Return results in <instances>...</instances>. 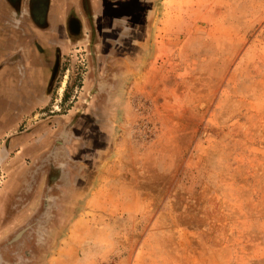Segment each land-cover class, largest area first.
<instances>
[{
	"label": "rangeland",
	"instance_id": "rangeland-1",
	"mask_svg": "<svg viewBox=\"0 0 264 264\" xmlns=\"http://www.w3.org/2000/svg\"><path fill=\"white\" fill-rule=\"evenodd\" d=\"M48 1L86 29L0 126V264H264V0Z\"/></svg>",
	"mask_w": 264,
	"mask_h": 264
},
{
	"label": "flooded vegetation",
	"instance_id": "flooded-vegetation-1",
	"mask_svg": "<svg viewBox=\"0 0 264 264\" xmlns=\"http://www.w3.org/2000/svg\"><path fill=\"white\" fill-rule=\"evenodd\" d=\"M4 3H5V6L9 10H11L12 12H15V13L19 12L20 8L22 6H24V8L27 12V18L29 19V21L34 22V26L39 29V32L45 31L47 29L48 17H49L50 12H53L55 19H59L58 15H57L58 9H49V1L48 0H4ZM87 4L88 3L85 2V0H80V9L83 13L82 15H84L85 19H87L88 21L91 22V18L89 19L90 15L87 14V12H86V5ZM62 20L64 21V23L57 25V29H60L59 31H61V33L45 31V33L47 32V34H48L47 38H49V40H50L48 46H46V48L49 47V50L42 47L41 44L38 42V40H36V38H35V40H33V38H32V35L34 34L33 30L32 31L26 30L25 33H24V31H22V32L19 31L16 33L17 37L24 35V37H21L20 39H25L24 44L27 45V48H28V50H30V53H33L37 57L39 56L41 58H44V56H45V55L43 56L42 53H44V54L48 53L49 54L48 57H45V60L49 58V64L46 66L47 67V73L45 72V75L41 74V76L43 75V77H44V79H43V82H44L43 93H42L43 98H44V101H43L44 103L47 101V98L49 97L47 94L50 92L49 91L50 86L53 84L59 83L58 81L56 82V79L59 77L58 76V70H59V64H60L59 60L61 57V53L59 52V50H57L55 48L56 46H54L55 45L54 41L60 40L59 34H62V36L66 35L67 41H70L69 39L73 38V39H75L74 41H72L73 44L78 43L81 40V38H80L81 34L84 35L83 32L86 29V27H83L84 25L82 24L81 20H79L78 18H75L74 16H70L67 18L64 17V19H62ZM0 29H1L0 30V34H1L0 39H2V37H4V35H5V33L3 32L1 25H0ZM25 35H27V36H25ZM43 50H44V52H42ZM49 52H51V54ZM18 59H20V57ZM4 66L5 65H3L0 62V107H4V110L1 111V113H0V126L9 122V119H11L10 117H12L11 114L14 112L23 111V110L32 112L35 109L43 108V107H41V106H43L42 104L39 106L34 105L33 107L31 106V108H28L30 106L28 104L26 105L24 103L18 102V105H16L15 103H12L11 98L13 95H10L11 89H9V88L11 87L10 84H13V86H14L16 81L10 73L7 74L5 72H2ZM15 66H16L15 71H17L18 66L17 65H15ZM36 73H38V76H39V70L38 69H36ZM91 79L93 80L92 81L93 82L92 88L88 87L84 91L85 95H84V98L82 99V101L84 100V102H82L84 105L88 104L90 102V100H92V98H94L93 94H95V95L97 94L96 80L93 79V77ZM88 82H89V80H88ZM32 83L38 84V82L35 79L34 80L32 79ZM60 85H62V83ZM82 87H83V85L80 82L77 89L80 91ZM86 92L90 93V97H86V95H87ZM83 104L81 105L82 108H84ZM79 114L70 115L69 119L66 122L59 125V127L57 128L56 136L54 137V140L57 137H58V139H61V140L65 139V137L67 138L68 133L71 131V129L75 123V120L78 119ZM1 128H2V126H1ZM1 128H0V130H1ZM59 146H61V144ZM59 146L57 148L58 151H59ZM50 153H52V152H50ZM46 163H47L46 165H44V166L42 165L43 166L42 168H45V170H47V171L51 170V173L53 174V176H55L57 174V172L58 173L60 172L59 168H56L54 166L53 162H52V164H50V163L48 164V161ZM36 173H38V172H36ZM51 173H49V174H51Z\"/></svg>",
	"mask_w": 264,
	"mask_h": 264
},
{
	"label": "crops",
	"instance_id": "crops-1",
	"mask_svg": "<svg viewBox=\"0 0 264 264\" xmlns=\"http://www.w3.org/2000/svg\"><path fill=\"white\" fill-rule=\"evenodd\" d=\"M63 23V20L60 18L55 19L53 12H50L48 17V26L45 31L61 33V31H59L60 29H57V25ZM0 25L5 33L4 37L0 39V62L5 65L2 72L7 74L10 73L16 81L14 86L13 84H10L11 87L9 88L11 89L10 95H13V99L11 98L12 103H15L16 105H18V102L26 105L28 104L30 105L28 108H31V106L33 107L34 105L39 106L43 104V75H45V72L47 73L46 66L49 64V58L45 60V57H48L49 54L42 53V55L45 56L44 58H41L39 56L37 57L33 53H30L27 45L24 44L25 39H20L21 37H24V35L17 37L16 33L19 31H24L25 33L26 30H33V40L36 38L41 46L46 48L50 41L49 38H47V32H39V29L34 26V22L29 21L24 6L20 8L19 12L15 13L5 6L4 0H0ZM59 35L62 37V34ZM54 44V46H56L55 48L59 50L60 53L65 52L66 46L61 39L57 41L55 40ZM46 49L49 50V47ZM42 52H44V50ZM49 53L51 54V52ZM17 57H20V59ZM15 65L18 66L17 71H15ZM36 69L39 70V76L38 73H36ZM41 74L43 75L41 76ZM32 79H35L38 84H33ZM3 110L4 107H0V113ZM24 137L21 138V135L20 137H15L14 142L16 141L18 142L17 144H19L22 142ZM25 146H27L26 143L23 144V148H25ZM6 189V186L0 188V203L3 198L2 191L6 192ZM4 196H8V194L4 193Z\"/></svg>",
	"mask_w": 264,
	"mask_h": 264
}]
</instances>
